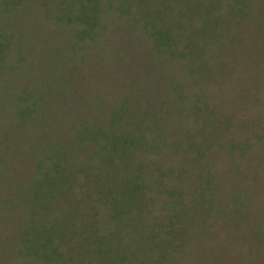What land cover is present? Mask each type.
Masks as SVG:
<instances>
[{
  "label": "rangeland",
  "instance_id": "rangeland-1",
  "mask_svg": "<svg viewBox=\"0 0 264 264\" xmlns=\"http://www.w3.org/2000/svg\"><path fill=\"white\" fill-rule=\"evenodd\" d=\"M166 30L186 41L160 48ZM0 36V264H63L26 252L37 185L68 155L107 170L125 136L113 160L155 200L122 221L97 205L102 235L161 214L167 264H264V0H0Z\"/></svg>",
  "mask_w": 264,
  "mask_h": 264
},
{
  "label": "trees",
  "instance_id": "trees-1",
  "mask_svg": "<svg viewBox=\"0 0 264 264\" xmlns=\"http://www.w3.org/2000/svg\"><path fill=\"white\" fill-rule=\"evenodd\" d=\"M182 1L187 3L191 0ZM171 2L178 5L180 0H171ZM244 9L245 15L242 18L251 19L254 7L245 5ZM89 10L86 8L80 15L84 27L83 33L93 31L92 20L97 18L94 13L90 14L92 10ZM172 34L171 30H166L162 34L156 33L157 45L169 49L174 47L173 42L176 40L186 41L181 37H173ZM1 38L0 36V61L6 48ZM201 44L209 43L202 40L192 47L199 51ZM192 47L187 43L183 52H180V57L187 56L184 50L190 54ZM200 50L203 51V47ZM86 133L81 132V135ZM126 137L115 138L110 146L100 147L102 157L98 158V162L106 165L107 170L99 172L96 168L91 169V164L86 162L85 172L89 176L86 174L80 176V169H70L75 156L68 155L70 159L66 168L60 169L59 165L55 164L56 169L53 171L55 173L52 176H44L37 185L36 201L39 207L37 212H34V217L38 219L36 220L38 226L31 228L27 236L29 244L26 247L27 253L38 259L63 264H146L153 260L158 264H167L171 252L166 251L168 246L166 247L165 241L169 234L168 229L172 230V224L170 227L165 226L166 219L160 218L161 214L148 213L134 224L131 218L129 225L120 226L118 231L113 228L114 231L109 230L108 234L100 233L97 220L99 205L109 207L110 216L122 221L135 210H142L147 204L151 206L155 200L150 195L151 186L142 177L145 171L141 166L136 165L138 167L130 169L126 152H123L125 155L120 162L115 163L113 160L112 155L119 147L126 149L128 145ZM129 146L131 143L128 148ZM130 153L132 157L135 154V152ZM134 170H137L139 175H136ZM49 207L52 210H49ZM171 219L173 220V216L168 214L167 220L171 221ZM174 233L178 234V237L181 235L178 232ZM125 236L127 240H123ZM121 243L126 246L128 257L120 253Z\"/></svg>",
  "mask_w": 264,
  "mask_h": 264
}]
</instances>
